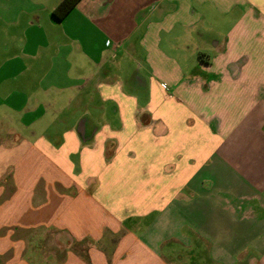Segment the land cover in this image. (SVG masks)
Here are the masks:
<instances>
[{
    "label": "crops",
    "instance_id": "crops-1",
    "mask_svg": "<svg viewBox=\"0 0 264 264\" xmlns=\"http://www.w3.org/2000/svg\"><path fill=\"white\" fill-rule=\"evenodd\" d=\"M0 0V264H264V0Z\"/></svg>",
    "mask_w": 264,
    "mask_h": 264
},
{
    "label": "trees",
    "instance_id": "trees-1",
    "mask_svg": "<svg viewBox=\"0 0 264 264\" xmlns=\"http://www.w3.org/2000/svg\"><path fill=\"white\" fill-rule=\"evenodd\" d=\"M81 0H63V2L55 9L54 15L57 19L63 20L80 2Z\"/></svg>",
    "mask_w": 264,
    "mask_h": 264
}]
</instances>
